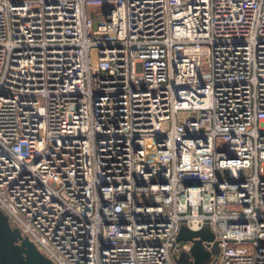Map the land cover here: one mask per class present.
I'll return each instance as SVG.
<instances>
[{
  "label": "built area",
  "instance_id": "2783aa9c",
  "mask_svg": "<svg viewBox=\"0 0 264 264\" xmlns=\"http://www.w3.org/2000/svg\"><path fill=\"white\" fill-rule=\"evenodd\" d=\"M0 209L54 264H264V0H0Z\"/></svg>",
  "mask_w": 264,
  "mask_h": 264
},
{
  "label": "water",
  "instance_id": "95a60500",
  "mask_svg": "<svg viewBox=\"0 0 264 264\" xmlns=\"http://www.w3.org/2000/svg\"><path fill=\"white\" fill-rule=\"evenodd\" d=\"M99 22H94L93 36L95 39L114 38V33L98 32ZM191 243L192 248L189 257L176 259L177 264H210L213 255H218V243L215 234L206 227L198 231L182 227L176 237V244ZM214 242L212 251L207 249ZM0 264H54L45 256L22 231L13 227L9 217L0 209Z\"/></svg>",
  "mask_w": 264,
  "mask_h": 264
},
{
  "label": "rangeland",
  "instance_id": "374dc122",
  "mask_svg": "<svg viewBox=\"0 0 264 264\" xmlns=\"http://www.w3.org/2000/svg\"><path fill=\"white\" fill-rule=\"evenodd\" d=\"M88 12H90V9H88ZM174 254H175V255H174V259H175V261H176L177 256H182V257H188V256H190V253H188V252H186V251L178 250L177 247H176V249H175ZM212 261H213V259H212Z\"/></svg>",
  "mask_w": 264,
  "mask_h": 264
}]
</instances>
